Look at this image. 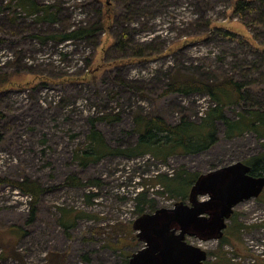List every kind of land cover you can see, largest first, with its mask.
Returning <instances> with one entry per match:
<instances>
[{
  "label": "rangeland",
  "instance_id": "obj_1",
  "mask_svg": "<svg viewBox=\"0 0 264 264\" xmlns=\"http://www.w3.org/2000/svg\"><path fill=\"white\" fill-rule=\"evenodd\" d=\"M32 1L57 5L49 12L58 22H39L16 8L18 0H0V76L8 78L0 87V179L9 181L0 187V241L13 242L22 259L0 257V264H48L51 254L65 264H128L145 248L133 228L137 220L191 205L195 181L181 176L256 160L264 167V140L253 133L227 139L220 121L217 143L199 154L161 160L124 153L139 146L138 117L199 124L215 107L208 95L166 94L176 78L210 84L235 78L247 98L225 115L264 111V0ZM240 1L252 7L242 17L234 12ZM87 24L97 26L92 43L42 41ZM125 32L130 47L114 51L115 37ZM102 117L108 119L97 130L122 153L84 167L77 153L88 149L91 121ZM160 178L177 181L173 191ZM26 181L45 190L34 215L31 199L10 183ZM142 193L139 210L135 198ZM226 224L224 247L223 240L187 242L208 253L206 264H264V192L238 205Z\"/></svg>",
  "mask_w": 264,
  "mask_h": 264
},
{
  "label": "trees",
  "instance_id": "obj_2",
  "mask_svg": "<svg viewBox=\"0 0 264 264\" xmlns=\"http://www.w3.org/2000/svg\"><path fill=\"white\" fill-rule=\"evenodd\" d=\"M16 8L21 9L25 16L35 17L39 22H50L55 24L58 22L57 12L50 13L49 11L58 9L57 5H38L32 0H18ZM251 4L237 2L234 5V12L239 14L241 17L245 11H251ZM54 11V12H55ZM104 17H108L105 15ZM109 18V17H108ZM107 18V19H108ZM12 22L16 20V16L10 19ZM97 31V26L93 28L90 24L77 26L71 32L65 34H57L53 32L52 35L45 37L42 41L45 43L48 40L58 42H81L86 41L92 43ZM116 42L114 45V51H123L125 48L130 47L128 42V33H123L120 38L115 37ZM8 78L6 76H0V87L6 85ZM246 86L241 82L235 80V78L225 79L213 84L208 82H197L192 78L185 79H174L173 83L169 86L166 94L178 93L185 96L193 94L208 95L211 100L216 104L210 112L202 119L201 123H193L188 118L183 117L178 125L171 126L167 124L161 117H138L137 120V132L140 135L139 146L136 149H129L124 152L126 156H141L146 154H152L158 159L165 160L167 157L180 154V155H191L199 154L210 149L218 141L217 139V121L222 122L226 130V138L233 140L236 138H242L247 134H256L258 139L264 140V111L257 109H247L239 112L237 119L228 118L224 111L227 107L233 105H239L241 102L246 100L247 93L244 91ZM2 115L0 113V119ZM107 117H102L91 121V133L88 136V149L86 151H79L76 159L82 166H87L90 163L99 162L103 157L112 153H122L120 150H112L105 143L101 133L96 128V123L99 121H106ZM261 161L256 160L251 163L252 174L264 175V167L260 166ZM181 176V175H180ZM202 176H195V178L189 174L186 179L180 177L179 181H184L190 178L191 183L195 181V184ZM72 186H79L80 180L76 177H70ZM189 181V180H188ZM193 181V182H192ZM9 181L0 179V187ZM160 184L164 185L165 188L172 190V185L176 182H169L167 179L159 180ZM20 190L21 193L31 199L32 214L36 212V206L40 197L44 195L45 190L36 183L26 182H10ZM191 184V185H192ZM92 187L98 186L97 182H92ZM195 186V185H194ZM190 196V195H189ZM91 197V196H89ZM136 202L138 203L139 209L141 203L145 204V193L136 196ZM144 200V201H143ZM140 210V209H139ZM64 226L69 227L74 225L73 223L65 224ZM135 225V224H134ZM133 225V228L135 227ZM132 233V229L129 230ZM223 240V239H222ZM0 247L2 248V258H15L17 261L22 263V259L16 253L15 245L13 242L9 243L8 246L0 241ZM225 241L221 243L222 247L225 246ZM122 248V246H119ZM48 264H65L64 256H56L51 254L48 258ZM130 263V262H129ZM128 263V264H129ZM216 264V263H213ZM219 264V263H218Z\"/></svg>",
  "mask_w": 264,
  "mask_h": 264
},
{
  "label": "water",
  "instance_id": "obj_3",
  "mask_svg": "<svg viewBox=\"0 0 264 264\" xmlns=\"http://www.w3.org/2000/svg\"><path fill=\"white\" fill-rule=\"evenodd\" d=\"M263 192L264 176H254L243 162L202 176L191 190V205L181 202L135 222L145 248L133 255L129 264H206L208 253L189 244L187 238L201 242L222 239L234 209L260 198ZM206 196L207 201H199ZM209 210L213 212L211 219L206 218Z\"/></svg>",
  "mask_w": 264,
  "mask_h": 264
},
{
  "label": "flooded vegetation",
  "instance_id": "obj_4",
  "mask_svg": "<svg viewBox=\"0 0 264 264\" xmlns=\"http://www.w3.org/2000/svg\"><path fill=\"white\" fill-rule=\"evenodd\" d=\"M208 212H209L210 214H207V215H206V218L211 219L212 216H213V214H212L213 212L211 213L210 210H209ZM227 228H228V227H227ZM226 230H227V229H226ZM226 230H225V231H226ZM225 231H224V233H225ZM216 232H217V231L212 232L210 235H214V234H216ZM203 234H205V233H203ZM223 238H224V236H223ZM223 238H222V239H223ZM187 239H188V238H187ZM191 239H195V240H197L196 238H191ZM222 239H220V240H218V241H221ZM211 241H213V240L207 241L206 243L211 242ZM143 250H144V249H143ZM141 251H142V250H141Z\"/></svg>",
  "mask_w": 264,
  "mask_h": 264
},
{
  "label": "built area",
  "instance_id": "obj_5",
  "mask_svg": "<svg viewBox=\"0 0 264 264\" xmlns=\"http://www.w3.org/2000/svg\"><path fill=\"white\" fill-rule=\"evenodd\" d=\"M264 258V257H263Z\"/></svg>",
  "mask_w": 264,
  "mask_h": 264
}]
</instances>
